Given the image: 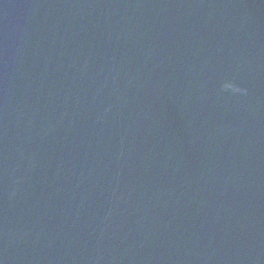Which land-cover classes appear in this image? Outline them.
Listing matches in <instances>:
<instances>
[{"label": "water", "instance_id": "water-1", "mask_svg": "<svg viewBox=\"0 0 264 264\" xmlns=\"http://www.w3.org/2000/svg\"><path fill=\"white\" fill-rule=\"evenodd\" d=\"M0 264H264V0H0Z\"/></svg>", "mask_w": 264, "mask_h": 264}]
</instances>
